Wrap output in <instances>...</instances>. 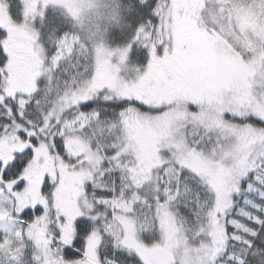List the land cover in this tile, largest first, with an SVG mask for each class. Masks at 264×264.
<instances>
[{
    "label": "snow or ice",
    "instance_id": "6c2138e0",
    "mask_svg": "<svg viewBox=\"0 0 264 264\" xmlns=\"http://www.w3.org/2000/svg\"><path fill=\"white\" fill-rule=\"evenodd\" d=\"M22 4L18 24L0 0L7 264H23L26 241L33 264H264V0H121L118 57L58 18L46 47L30 26L31 0ZM21 56L31 61L27 82ZM197 57L203 80L153 95L161 61ZM217 62L239 74L216 80L208 69ZM66 183L75 208L60 203Z\"/></svg>",
    "mask_w": 264,
    "mask_h": 264
},
{
    "label": "rangeland",
    "instance_id": "374dc122",
    "mask_svg": "<svg viewBox=\"0 0 264 264\" xmlns=\"http://www.w3.org/2000/svg\"><path fill=\"white\" fill-rule=\"evenodd\" d=\"M34 7V23H31L33 31L36 33L38 40L39 35L36 29V21L41 19L43 14L48 8L56 6L61 11L65 12L73 22L77 23L87 34L89 31L95 33L93 37V43L106 51H110L112 55L119 56V53L109 44L107 31L109 30V25L112 22V10L114 8V3L111 0H57L56 3H52L48 0L47 5L45 0H31ZM65 5V6H64ZM24 22V19H23ZM22 22V23H23ZM26 56H21L19 58L20 63L17 66L18 75L27 82V76L30 74L31 64L26 63ZM201 61L197 57L192 62L186 63L183 60L177 61L175 63L168 61H161L156 68V72L160 77L157 81L155 88L150 89L153 95L164 94L166 91L176 88L177 86H191L194 83H198L203 80L204 74L200 69ZM146 68V67H145ZM145 68L140 67L141 71ZM126 74L134 75L136 71V65L129 59L126 66ZM173 72L174 80H168L167 74ZM208 73L211 77L216 80L233 78L239 74V69L235 65H228L224 62H217L211 68L208 69ZM199 74V80L197 75ZM110 75V73H109ZM91 102V101H89ZM151 129L139 128L136 133L145 134L151 133ZM154 134V133H152ZM33 177V182L36 184L42 176L40 169H33L31 173ZM67 180L68 177L66 176ZM62 195L60 196V203L67 209L75 208L74 197L76 195V189L71 183H66L62 185L61 188ZM78 211V210H77ZM169 230L174 234L176 231L175 225L170 224ZM25 252L22 258L23 264H33L34 256L37 254L36 249L31 241L25 242ZM150 257H156L159 255L157 249L147 250ZM0 264H7V258L0 255Z\"/></svg>",
    "mask_w": 264,
    "mask_h": 264
},
{
    "label": "trees",
    "instance_id": "16d2710c",
    "mask_svg": "<svg viewBox=\"0 0 264 264\" xmlns=\"http://www.w3.org/2000/svg\"><path fill=\"white\" fill-rule=\"evenodd\" d=\"M114 3V8H118V6L121 4V0H111ZM7 2L10 5V12L12 14V17L14 19V21L18 24L23 22L24 16L22 15V9H23V4H22V0H7ZM65 6V5H64ZM113 8V9H114ZM113 9L112 12H113ZM54 18H58L63 20L65 23H72L73 20L70 18V16H68L67 14H65V12L61 11L59 8H57L56 6L50 7L47 9V11L43 14L41 19H38L36 21V29L38 31V35H39V41L42 44H45V46L47 47V41H48V37L49 35H51V26L49 24V21L54 19ZM75 23V22H74ZM117 21L116 20H112V22L109 25V30L107 31V37L109 40V44L115 48V46L111 43V32L113 30V28L116 26ZM77 25V30L79 31L81 36H87V33L76 23ZM67 30H71L70 27ZM3 34V30H0V35ZM63 33H60V35H62ZM132 37L131 35L128 37V39L130 40ZM146 51V50H145ZM26 63L31 64V61L29 60V58H26ZM148 59L149 57L147 56V54L145 55L143 61L141 63H139V67L145 68L147 67V63H148ZM173 72L170 71V74H172ZM94 102H88V105H92ZM148 133L145 134H138V137H146L148 136ZM108 248H109V254L111 255V249H112V243L111 241H109L108 244ZM117 257H120L121 254L117 253L116 254Z\"/></svg>",
    "mask_w": 264,
    "mask_h": 264
},
{
    "label": "flooded vegetation",
    "instance_id": "af4514ba",
    "mask_svg": "<svg viewBox=\"0 0 264 264\" xmlns=\"http://www.w3.org/2000/svg\"><path fill=\"white\" fill-rule=\"evenodd\" d=\"M139 128H136L135 129V131L137 132V130H138ZM35 169H37V168H35ZM39 180V179H38ZM62 195V193L60 192V196ZM148 255L150 256V254L148 253Z\"/></svg>",
    "mask_w": 264,
    "mask_h": 264
}]
</instances>
